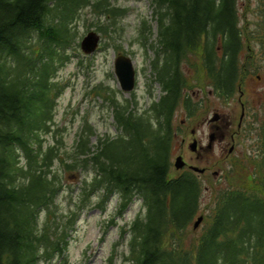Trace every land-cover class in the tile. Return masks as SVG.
<instances>
[{"label":"trees","instance_id":"16d2710c","mask_svg":"<svg viewBox=\"0 0 264 264\" xmlns=\"http://www.w3.org/2000/svg\"><path fill=\"white\" fill-rule=\"evenodd\" d=\"M150 1L159 10L150 68L161 96L139 115L109 97L118 133L91 145L92 128L85 123L73 146L63 150L57 134L45 147L39 134L49 130L62 88L52 73L57 61L68 59L71 24L89 7L103 19L100 29L108 30L125 10L109 0H0V264H37L60 256L68 231L92 197L98 207L116 197L120 212L140 201L144 215H136L127 231L126 264H264V92L252 115L251 172L236 173L229 179L235 188L214 194L201 234L189 235L188 244L201 185L193 173L175 176L170 168L177 106L189 117L201 109L188 97L182 100L181 64L203 72L198 75L223 98L232 95L242 72L260 79L264 0L251 32L242 27L251 42L243 64L237 0ZM33 38L42 42L37 49ZM217 40L221 55L214 48ZM106 92L97 87L98 94ZM77 169L90 170L92 177L82 181L74 209L61 217L55 205L61 175Z\"/></svg>","mask_w":264,"mask_h":264},{"label":"rangeland","instance_id":"374dc122","mask_svg":"<svg viewBox=\"0 0 264 264\" xmlns=\"http://www.w3.org/2000/svg\"><path fill=\"white\" fill-rule=\"evenodd\" d=\"M110 1L113 6L126 11L123 15L125 17L117 18L115 24L110 26L106 33L100 32L98 28L102 24L105 25L103 19L97 20L89 7L82 9L71 24L73 35L71 43L65 51L68 59L63 62L57 61L52 73L53 80L61 82L63 87L56 97V106L53 110L49 130L39 134L43 146L55 142L54 134H57L61 141V149L69 150L77 133L85 123L92 127L93 133L90 135L92 145L97 142L98 138L114 137L117 130L112 117L111 104L103 97L104 95L108 94V97L116 100L121 106L128 107L134 114L147 110L151 103L161 95L160 86L153 81L150 68V63L155 58L154 49L150 47V43L154 44L157 39L156 12L159 10H155L150 0ZM237 1L240 23L244 27L251 28L256 21L260 20L257 11L259 0ZM142 27L146 32L142 31ZM89 31L98 33L100 42L94 53L85 55L79 49V42ZM143 36H146V39L142 38ZM32 40L35 42V49L41 46V41L38 42L34 38ZM252 46L255 51H258L255 44L252 43ZM214 48L217 50L221 48L220 40L215 42ZM244 52L245 49L242 51L243 58L246 56ZM250 53L251 51L248 52V55ZM117 54L129 56L136 70L135 86L128 93L120 89L114 74L113 65ZM243 58H241L242 64L244 63ZM183 71L188 81V86L183 94L191 95L192 101H196L199 97L202 98L204 106L195 117L190 119L186 117L181 107L177 108L173 118L177 135L172 141L171 171L173 175H176L172 163L177 156H181L187 165L205 168V174L196 175L202 193L198 213L203 214L207 213L206 210L211 207L214 194L219 189L229 186L228 180L218 175L231 166L229 160L227 162L223 160L224 153L228 149V146L224 149L229 141L228 138L224 141L216 138L211 142V147L207 148L208 135L213 131L207 120L215 112L237 118L239 103L237 95L230 102H226L216 94L208 96L211 89L208 82L206 83L202 76L188 72L186 65H183ZM258 74H260V79L251 76L250 82H248L251 91L246 92L248 93L246 99L251 102V118L252 111H257L260 108L264 90V71L261 70ZM100 86L107 88L105 94L97 93V87ZM191 130H194V135L190 134ZM192 138L197 140V153H192L188 149ZM242 150L243 147L239 145L236 155L240 156ZM245 151L250 153L247 149ZM253 151L251 143V153ZM23 163L24 161L21 159L20 164L23 165ZM54 164L56 165V163ZM89 172L90 170L77 169L73 174L62 173V189L56 200L59 215L64 216L71 206L73 207L82 181L92 177V173ZM95 201L93 197L91 203L93 204ZM139 207L140 203L135 200L122 213H119L116 198L107 201L102 209L96 205H90L78 214L76 223L69 232L68 245L63 255L54 257L50 261L41 259L37 264H126L125 256L128 250L129 235L122 233V230L128 228ZM203 227V222H200L193 235L186 233L185 243L188 244L191 239L189 235L198 237Z\"/></svg>","mask_w":264,"mask_h":264},{"label":"flooded vegetation","instance_id":"af4514ba","mask_svg":"<svg viewBox=\"0 0 264 264\" xmlns=\"http://www.w3.org/2000/svg\"><path fill=\"white\" fill-rule=\"evenodd\" d=\"M250 79L251 72L241 80L240 85L238 84L235 87L241 93L237 97L240 106L238 117L235 118V116L230 117L221 114L218 121L211 126L216 138H220V141H224L226 138L229 140L224 146V149L228 146L227 151L224 153V159L226 160H231L233 155L235 161H242L245 149L251 153V102L246 99L248 95L246 92L251 91L250 83L248 84ZM239 145L243 147V150L240 156H237L236 151Z\"/></svg>","mask_w":264,"mask_h":264},{"label":"water","instance_id":"95a60500","mask_svg":"<svg viewBox=\"0 0 264 264\" xmlns=\"http://www.w3.org/2000/svg\"><path fill=\"white\" fill-rule=\"evenodd\" d=\"M98 36L95 35V33L90 32L88 33L83 40L81 41V49L85 53H91L94 51V49L97 46ZM114 70L115 74L119 80L120 86L124 91H130L134 84V71L132 68V64L129 58L125 57L124 55H119L115 59L114 62ZM218 119V115L215 114L210 121H216ZM213 140V135H209V141L211 142ZM190 150L194 151L196 149V141H193L189 145ZM174 166L176 169L181 168L183 166V161L180 157H177L175 159ZM194 171L202 172V169H198L195 167H192ZM201 218H198L196 222L194 223V227L198 225Z\"/></svg>","mask_w":264,"mask_h":264}]
</instances>
